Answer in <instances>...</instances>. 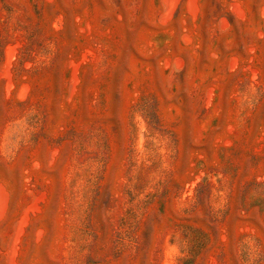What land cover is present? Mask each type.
Returning a JSON list of instances; mask_svg holds the SVG:
<instances>
[{
	"label": "rangeland",
	"instance_id": "1",
	"mask_svg": "<svg viewBox=\"0 0 264 264\" xmlns=\"http://www.w3.org/2000/svg\"><path fill=\"white\" fill-rule=\"evenodd\" d=\"M0 264H264V0H0Z\"/></svg>",
	"mask_w": 264,
	"mask_h": 264
}]
</instances>
